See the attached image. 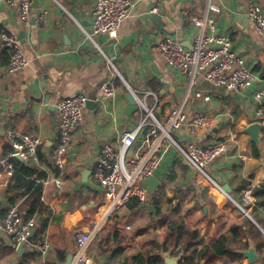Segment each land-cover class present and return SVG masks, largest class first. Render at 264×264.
I'll return each instance as SVG.
<instances>
[{
	"label": "crops",
	"instance_id": "crops-1",
	"mask_svg": "<svg viewBox=\"0 0 264 264\" xmlns=\"http://www.w3.org/2000/svg\"><path fill=\"white\" fill-rule=\"evenodd\" d=\"M30 1H36L37 6L32 7L26 27L15 8L0 0V34L13 36L28 62L22 70L9 73L8 57L0 40V157L11 151L8 131L40 139L37 151L41 159L37 155L36 164L20 161L45 173L40 182L47 180L48 185H42L39 201L46 214L34 213L37 225L30 238L32 246H24L21 254L17 252L18 244L0 230V264H70L78 252L77 235L81 233L89 235L83 255L92 264H122L125 260L133 264L131 258L151 247L155 214L152 197L159 188H163L170 201L169 209L179 205L186 225L197 229L207 244L230 227L242 226L244 218H249L240 213L233 201L240 202L250 185H256L254 190L264 183V126L261 125L258 135L259 145L252 143L245 133L249 125L260 122L254 115L253 93L264 86V41L249 24L247 0H132L133 6L116 38L96 35L93 40L87 34L92 30L91 12L96 0ZM251 1L264 14V0ZM210 4L217 6L218 12L211 11ZM43 11L44 19L39 23L36 19ZM192 17L203 20L204 32L208 25H214V34L231 38L235 53L256 76L249 91L237 93L217 88L196 74L192 75L195 83L191 86V77L177 73L157 53L158 41L165 38L178 40L186 50L192 48L199 31ZM107 59L116 71L109 67ZM109 82L115 91L114 98H106L102 93ZM127 92L143 101L160 122L175 107H181L188 117L198 111L212 119L211 127L199 132L196 141L226 146L224 154L206 169L223 192L213 188L161 143L155 152L161 160L154 175L158 187L134 209L115 210L114 202L103 197L90 177L103 145H116L119 136L134 130L141 120L138 108L129 110ZM195 92L210 96V101L195 99ZM75 95L85 96L94 105L85 107L83 121L72 133L64 168L59 171L52 163L58 124L56 105ZM172 135L184 143L187 128L183 126ZM145 140L142 131L130 154H145ZM10 177L0 168V221L10 207L5 197ZM56 179L61 181L60 186L55 184ZM23 201L22 197L17 204ZM253 211L251 214L259 223L254 217L249 220L264 237V213ZM43 220L46 225L42 231ZM42 238L50 244L46 255H40L33 247ZM104 245L107 252L101 251ZM250 245L258 257L253 264H264V251H256L251 241L245 249L238 246V253ZM116 248L118 254H114ZM26 255L30 257L22 263ZM198 264L206 263L202 260ZM215 264L251 263L242 255L237 262L224 260Z\"/></svg>",
	"mask_w": 264,
	"mask_h": 264
},
{
	"label": "built area",
	"instance_id": "built-area-1",
	"mask_svg": "<svg viewBox=\"0 0 264 264\" xmlns=\"http://www.w3.org/2000/svg\"><path fill=\"white\" fill-rule=\"evenodd\" d=\"M9 6L15 8L24 26H28L31 18L30 0H4ZM132 0H96L91 12V33L87 34L90 40L96 35H105L107 38H116L121 23L127 18ZM211 11L218 12V7L210 4ZM245 11L250 26L261 36L264 41V14L261 7L251 0H247ZM45 12H41L36 21L43 22ZM193 25L198 29L193 45L190 50L184 49L181 42L172 38L158 41L157 53L177 73L190 78L191 86L196 74L205 82L214 87L222 88L230 92L249 91L257 79L247 68L243 58L238 56L229 36L214 34L215 26L208 25V31L204 32V22L197 17L191 18ZM1 47L8 57L7 70L14 73L22 70L28 65L19 42L7 33L0 34ZM97 47V45H96ZM108 65L114 71L111 60L107 59ZM116 73V72H115ZM118 76V74H115ZM119 77V76H118ZM108 85L103 86L102 93L106 98H114L115 91ZM131 92V91H130ZM133 95V93L131 92ZM193 97L204 102L210 101V96L195 92ZM138 110L142 113L138 126L119 136L116 145L105 143L101 149L100 158L91 173V181L96 183L102 191L106 200L114 202L115 210L125 208L131 199H136L143 204L148 199L146 187L141 181L154 176L161 165V160L155 155L161 143H165L172 149L180 160L193 171L206 179L216 190L223 192L222 187L217 184L207 173V167L217 158L222 156L226 150L223 143L214 145H202L196 141L197 134L209 129L212 119L201 112L196 111L188 117L181 107L172 108L163 122L157 120L152 110L148 109L143 101L135 98ZM254 115L264 126V86L253 93ZM87 98L83 95H75L61 99L57 105V138L52 151V163L55 169L62 171L65 158L69 150L71 136L83 121V112L86 107ZM183 126L187 128V138L184 143L173 137L172 133ZM142 131L146 135V152L142 155H131L130 151L135 145L137 136ZM6 138L10 144L11 151L4 157H0V168L7 174L12 175L14 166L12 158L19 157L21 160L36 164L38 162L37 148L40 139L34 135L23 134L19 131L6 132ZM43 186L48 185L47 180L41 181ZM60 186L61 181L55 180ZM256 185H250L243 191L241 201H233L241 214L252 219L251 212L255 208L252 190ZM41 200H43L41 198ZM36 215L25 220L19 214L18 204L10 206L6 215L0 221L1 232L10 240L24 246H32L30 238L36 228ZM129 229V227H127ZM90 238L88 234L77 235L78 252L73 256L70 264H92L83 255ZM40 255H46L50 249L47 238H42L38 244L33 246Z\"/></svg>",
	"mask_w": 264,
	"mask_h": 264
},
{
	"label": "trees",
	"instance_id": "trees-1",
	"mask_svg": "<svg viewBox=\"0 0 264 264\" xmlns=\"http://www.w3.org/2000/svg\"><path fill=\"white\" fill-rule=\"evenodd\" d=\"M37 155L41 159L39 152ZM12 163L14 170L5 190L7 202L10 206H13L17 204L18 199L23 197L24 201L21 205H18V211L25 220L31 218L35 212L46 214L44 206L39 201L43 190L40 180L46 177L45 173L16 158H12ZM252 196L255 199V208L252 211L255 213L261 210L264 213V183L252 191ZM152 201L155 214L152 224L154 236L150 239L151 247L137 257L131 258L130 262L133 264H163L161 254L166 252L170 256L178 257V264H198L202 260L206 264H215L224 260L237 262L242 259L237 247L240 246L245 249L250 241L254 244L256 251L260 253L264 251V237L247 218H244L242 226L234 225L230 227L217 240L207 244L201 238L197 229L186 225L184 216H180L179 205L169 209L170 201L166 199L163 188L156 191ZM138 204L139 202L133 199L126 207L132 210ZM251 216L254 217L253 219L256 217L252 214ZM255 221L259 223V220L255 219ZM45 225L46 221L43 220L42 231ZM104 248L105 245L102 246L101 251L107 252ZM118 253L119 250L116 248L114 254ZM29 257L30 255L24 256L22 263L27 262ZM128 261L125 260L122 264H129Z\"/></svg>",
	"mask_w": 264,
	"mask_h": 264
},
{
	"label": "water",
	"instance_id": "water-1",
	"mask_svg": "<svg viewBox=\"0 0 264 264\" xmlns=\"http://www.w3.org/2000/svg\"><path fill=\"white\" fill-rule=\"evenodd\" d=\"M31 6L36 7L37 6L36 1H32ZM154 18L157 19L158 15L154 16ZM125 98L129 104V110H131V111L136 110L137 105H136L135 98L129 92H127V94L125 95ZM92 105H94V103L92 101L87 100L86 107H90ZM260 130H261V125L259 123H253L245 129V133L250 136V141L256 145H259V143H260L259 138H258ZM16 159L20 160L19 157H16ZM141 184L146 187L147 195L150 196V195H152L154 190L158 187L159 181L157 180V178L155 176H151V177H148V178L142 180ZM229 192H230V190H227V193H229ZM23 247H24V242H21L17 245L18 254L22 253ZM240 254L243 255L248 260V262L251 264L257 262V260H258L255 249L251 245L249 246V248L247 250L241 251ZM161 256H162V260H163L164 264H178L179 263V258L178 257H175V258L171 257L168 252L162 253Z\"/></svg>",
	"mask_w": 264,
	"mask_h": 264
}]
</instances>
